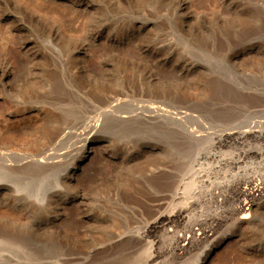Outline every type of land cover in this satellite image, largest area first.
<instances>
[{"label": "rangeland", "instance_id": "1", "mask_svg": "<svg viewBox=\"0 0 264 264\" xmlns=\"http://www.w3.org/2000/svg\"><path fill=\"white\" fill-rule=\"evenodd\" d=\"M23 1L34 18L18 10L19 21L0 20V57L8 51L11 64L2 80L7 86L0 82V105L34 110L6 124L14 133L0 163L7 159L18 168L5 178L13 190L0 192V227L21 231L22 241L42 246L39 254L49 251L51 259L65 242L56 233L78 231L90 233L85 241L111 246L102 264H138L146 249L159 251L151 264H181L167 248L166 229L152 224L189 203L190 194L177 193L188 179L227 184V200L189 207L209 217L228 215L236 204L233 184L241 171L264 183V0H190V9H179L180 0H86L90 16L73 11L71 2L80 0ZM23 22L27 29L9 30ZM90 29L98 41L87 47L88 76L76 73L81 65L72 50ZM27 39L35 42L28 46L35 55L17 58ZM3 131L1 138H10ZM85 136L98 149L77 193L56 173L67 145ZM262 199L261 213L246 227L236 229L233 218L218 222L216 231L230 235L208 264H264ZM123 234L134 239L120 244Z\"/></svg>", "mask_w": 264, "mask_h": 264}, {"label": "bare ground", "instance_id": "2", "mask_svg": "<svg viewBox=\"0 0 264 264\" xmlns=\"http://www.w3.org/2000/svg\"><path fill=\"white\" fill-rule=\"evenodd\" d=\"M69 2H70V0H69ZM71 4H73V6H74V10L73 11H76L77 13H80V14L81 13H83V14L87 13V15H89V16L91 15L90 7L88 6V3H87L86 0H80V2L77 1L75 3L71 2ZM71 4H70V6H72ZM190 6H191L190 0H180L179 3H178L179 9L181 7H183V8L185 7L187 9L188 8L190 9ZM13 11H16V12L18 11L20 14L21 13L25 14V16H27V18L28 17L29 18H34V15H35L34 14L35 12L30 11L28 9V7H27V4L23 0H0V20L1 21L2 20L5 21V20H8V19L13 20L14 22L19 21L18 20V16L16 14H14ZM26 27H27V24L25 25V23L24 24L19 23V24H14L12 26L9 25V30L14 28V29H17V31H21L23 29H27ZM72 29H73L74 32H76V33L78 32V29H76V26L74 28L72 27ZM52 30H53L52 33H51V31H50V33L55 36L58 33V30L57 29H52ZM97 32H98V30H97ZM94 33H96V29L87 30V32H85L83 34L84 38L81 41L80 46L78 48L74 47V49L72 50V55L75 57V62H76L75 64L81 65V68L76 69L77 70L76 73L77 72H80V73L82 72V74H84V75H88V76L92 75V73H90V70H89L90 67H89L88 62L86 61V58L88 57L87 56L88 55L87 47L91 43H93L94 41H98V39H96L97 36H95ZM73 39H79V38L76 36V37H73ZM34 43L35 42L32 39L24 40L22 42V46L16 52V57L17 58L18 57H23V56L33 57L36 52L34 50H29L28 46L29 45L30 46L33 45L32 48H34ZM8 54H9V52L6 51L0 57V67H1V70H0V72H1L0 73L1 80H0V82H2V80H5L6 78H8L10 76V73H11L10 72V69H11L10 65L11 64H10L8 58H7ZM149 63H151V62H149ZM152 63H154V62H152ZM155 63L157 64L156 61H155ZM2 83H4V84H1V86H4V85L7 86L8 81L2 82ZM2 102H3V100H2ZM32 110H34V109H32ZM32 110L30 108H28V109L24 108V106L21 108L20 106H18V104L17 105H8V104L5 103L4 105H0V133L2 132V130H4L5 132H7V135L10 136V138H7L8 136L6 137L7 140H3L1 138V136H0V152L1 153L4 150L8 151L10 149V147H11V144L9 142H12V138H11L12 129H10L9 125H6V124H9L7 122L10 119V116L27 114L29 116V118H30L31 114L29 112L32 111ZM36 110H38V109H36ZM36 113H38V112L36 111ZM38 114H40V113H38ZM19 124L20 123H18V125ZM18 129L22 131L21 127L18 128ZM12 133H14V131ZM45 133H47V132H45ZM21 134H19V135H21ZM3 135H4V133L2 134V137H3ZM47 137L48 136H46V138ZM224 140H225V138H224ZM18 141H16V142L18 143ZM94 141H95V138L93 136H85L81 140L73 141L72 143L67 145L66 152L64 151V153H63L65 156H64L63 160L61 161L62 163L60 164L59 169L57 170V173H56V177H57L56 179L59 180V181L58 180L57 181L60 182L61 185H68V186H65V187L72 186L77 193L79 192V187L77 186L78 181H79L80 178L85 177V175L86 176L89 175L88 174V171H89L88 168H90V167H88V166H90V164H91L92 154H94L95 150L98 149L96 144H94ZM13 143H12V145H13ZM16 147H18V146H16ZM210 152H211V150H210ZM207 153H209V152H207ZM214 153H216V151ZM199 155H201V154H199ZM0 157L2 158V156H0ZM213 157H214V155H213ZM2 159H5L4 156H3ZM229 160H231V159H229ZM229 160H228V162H230ZM1 161L3 162V160H0V162ZM6 161H7V159H6ZM6 161H4V163H0V192L1 191L2 192H4V191L5 192H7V191L10 192L11 190H13V188H14L13 184L5 182V178L6 177L7 178L11 177L12 174L15 175L14 174L15 172H13V169L15 168L17 170V168H18V164L6 163ZM208 162H210V161H208ZM220 162H221V160H220ZM235 163L238 164V162H235ZM235 163H233V164H235ZM205 164H207V162ZM211 164H213V163H211ZM214 164H217V163H214ZM231 164H232V162H231ZM200 167L198 169L203 168V167H201V168ZM228 167H226V168L228 169ZM232 167H233V165H232ZM215 168H217V166L214 167V169ZM246 168L248 169V167H246ZM235 171H237V170H235ZM19 172H20V170H19ZM207 172H209V171H207ZM224 172H225V170H224ZM233 172H234V170H233ZM247 172L249 174L246 173L245 170H243V173L241 171L238 174V178L236 177V182L233 185L237 186V188L234 186L236 188L235 195H237V198L236 197L235 198H236L237 202H236V204H234L233 208L230 209V211L228 212L229 213L228 215H227V211H226V215L217 216V215H211L210 214L211 215L210 217H209V214L206 215L201 210H200V213H199V210H198L199 214L190 213V210L192 208L189 209V207H192V206L194 207V205L197 204L200 207V209H201L203 207L204 203L207 202V201L212 200L213 197L215 198V200H214L215 202H217V201L218 202H222L223 200L224 201L227 200V196L228 195H226V193L224 192L225 191L224 188L227 187L226 186L227 184H225V183H223L221 181L218 182L219 179L218 180L217 179L214 180V181L217 180L216 183L210 182L208 184H201V185H197L195 183V180H191V179L189 180L188 179V182H186L185 184L183 183L184 186L182 185L183 186L182 187V191L181 192L178 191L177 193L178 194L179 193H183V194H186V195L190 194L189 201H188L189 203H187V205H186V202H185L184 206H182L181 205L182 203H181L180 204L181 207H177L176 209L174 208L173 210H171V212L168 211V213H160L159 215L156 216V218H155V220H154L152 225H154L156 227L157 223H159V224H162L163 227L166 229V233L165 234H166V236H168L167 238L170 237V239H171V241H170V243H169L167 248L169 249L170 254L172 253L173 255H176V258L181 259V264H208L209 263V260H210V258L212 256L213 252H215L218 248H220L222 245H224L227 242V239H229V235H230L229 232L216 231V225H218V222H220L222 220V218H226V217L229 218V219L233 218L235 222L231 221V223L234 222L231 225L236 226V229H237V227H241V226H243V224L249 225L257 217V214L261 213V212H259V209L261 208L260 202L263 200L262 198L264 196V183L257 181L258 180L257 176L254 175L255 172L253 174L252 173L250 174L251 171L249 172V170ZM195 173L199 174L198 172H195ZM16 175H17V173H16ZM240 175L243 176L242 177L243 180L241 181L242 184H243L242 187L239 186V184H240V182H239ZM20 176H17V177L21 178ZM195 176H192V177H195ZM196 177L194 178L196 180H198V179L200 180V178H201L199 176H198V178H196ZM219 177H221V176H219ZM228 177H230V175ZM7 180H9V179H7ZM20 181H19V183H20ZM207 181H208V179H207ZM223 181H224V178H223ZM262 181L264 182L263 178H262ZM229 182H230V180H229ZM231 182H233V181H231ZM23 184H26V183L23 182ZM260 184H263V186L260 185ZM20 186L21 185H19L18 187L20 188ZM16 193H18V192H16ZM19 194H18V196H19ZM72 194H73L72 197L71 198L69 197V198L71 200H73L72 202H74V200H75L74 198L76 197V193L72 192ZM183 194H180V195L184 196ZM40 199H42V197ZM184 201H186V198L184 200L182 199V202H184ZM190 202H192V203H190ZM156 203H158V202H156ZM262 206H264V205H262ZM229 208H228V210H229ZM62 209H63V213H64V212H66L65 209H67V207L63 206ZM219 214H224V212L223 213H219ZM6 218H8V217H6ZM208 220H210V221L208 222ZM2 227H3V225H2ZM2 227H0V228H2ZM13 227H11V228H13ZM167 227H169V228H167ZM157 228H158V226H157ZM225 230H227V229H225ZM233 230H234V228H233ZM210 231H212V232H210ZM20 232H18V231L17 232L16 231L8 232L6 230V228L5 229L4 228L0 229V264H102L101 261H100L101 256L105 253L106 250L111 248V246H109V244L103 243V245H96L97 243L89 242V240L85 241V238L90 237L89 236L90 233L88 234L87 232L84 233V234H82V233H80L78 231H74L73 233L72 232H70V233L65 232L64 234L61 233L62 235H60V233L59 234L56 233V235H58V237L60 236V238L62 237V239H64L63 241H65V242L63 243L62 249L60 250L61 253H60V251H59L58 254L55 253L57 256L55 255V257L51 259V257H53L54 255L51 256V254H50L51 257L48 258V256H49L48 255V252H49L48 250L49 249L48 250L46 249L48 251L47 253H45L44 251L42 252L44 254H47V256L45 255L46 257L41 255V254H39L40 251H41L40 249H42L41 248L42 246H40V249L38 248L39 249L38 250L37 248L33 247L32 244L29 245L28 243H26V241H22L24 238L21 237ZM164 232H165V230H164ZM22 233H24V232H22ZM40 233H42V232H40ZM43 233H44L43 235L45 236V232H43ZM36 234H37V232H36ZM41 235H39V236H41ZM49 235H51V234H49ZM56 235H54V236H56ZM123 235H124L123 238H121L122 236H120L118 238V241H119L118 243H120V244L125 243V242H131V240L134 239L133 235H130V236H126V234H123ZM41 237L44 238L43 236H41ZM62 239H60V240H62ZM50 245H51V243H50ZM43 247H45V246H43ZM57 248L59 249V246ZM169 251L167 250V252H169ZM150 252L151 251H149V253H147V249H146L145 253L147 255L145 254L144 255L145 257L143 259H141L140 263H138V264H151L155 259H157L158 255H159L158 254L159 251H157L156 254H153V253L150 254ZM173 259H175V258H172V260ZM176 263H180V262H176Z\"/></svg>", "mask_w": 264, "mask_h": 264}]
</instances>
